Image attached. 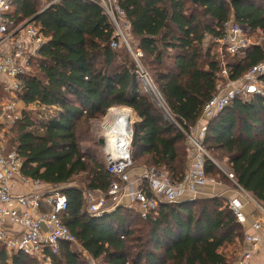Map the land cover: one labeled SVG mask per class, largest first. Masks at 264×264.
<instances>
[{
	"label": "trees",
	"instance_id": "obj_1",
	"mask_svg": "<svg viewBox=\"0 0 264 264\" xmlns=\"http://www.w3.org/2000/svg\"><path fill=\"white\" fill-rule=\"evenodd\" d=\"M13 1L9 20L15 27L32 21L47 42L22 77L26 109L8 133L4 153L17 152L22 176L66 188L63 223L78 244L62 243L49 260L23 254L9 259L0 245V264H229L220 248L241 240L244 229L219 199L160 204L157 215L146 219L126 207L89 216L82 190L107 191L115 178L106 162L82 152L80 142L91 141V123L110 110L130 109L138 119L134 167L142 160L138 169L155 168L182 182L192 160L183 131L199 124L217 96L222 63L229 81L237 82L264 60L260 46L241 57L212 55L211 40L231 20L249 36L264 33V0H118L127 40L133 53L143 55V72L125 45L112 47L115 28L95 0H61L48 9V0ZM206 37L211 46L205 47ZM143 75L171 118L142 90ZM203 146L213 160L226 159L236 183L264 207V97L229 104L208 122ZM204 167L208 178L237 189L209 158ZM81 175L79 187H70Z\"/></svg>",
	"mask_w": 264,
	"mask_h": 264
},
{
	"label": "built area",
	"instance_id": "obj_2",
	"mask_svg": "<svg viewBox=\"0 0 264 264\" xmlns=\"http://www.w3.org/2000/svg\"><path fill=\"white\" fill-rule=\"evenodd\" d=\"M48 1L44 9L58 4L61 0ZM95 2L103 9L115 28L117 40L112 43V47L125 45L139 65V59L143 55L141 52L135 54L132 51L125 34L128 24L122 19L125 11L120 7L118 0H95ZM13 12V0H0V74L5 75L10 82L3 84L2 91L7 96L0 98V117L8 123L11 129L21 119L26 109L22 111L19 107L22 103L20 97L24 91L22 77L30 73L32 58L38 55L39 50L47 42L40 28L30 20L15 27L14 23L9 20ZM220 31L221 35L211 40L213 46L218 47L220 57L224 55L241 57L253 46H260L264 51V39L261 42H252L249 34L233 20L226 22ZM23 33L31 39L30 47L22 45ZM6 44H13L10 52H4ZM222 67V72L218 75L220 79L217 86L218 94L204 108L203 117L208 122L216 118L238 98L248 101L253 97H264V60L237 82L229 81L225 63H222ZM143 78L152 92L156 93L157 90L151 85L147 76L143 75ZM156 97L166 115L169 116L158 92ZM130 112L113 111L111 116L113 120L102 135V139L105 140L102 150L106 169L115 181L107 191L82 190L86 212L89 216L99 219L119 207L130 206L146 219L157 215V208L160 204L195 200L206 194L201 189L208 184H222L206 176L205 158H209L236 185L237 191L245 197V200L252 203L264 218V207L236 183L230 170L223 171L219 163L213 160L205 150L203 142L207 126L200 130L196 127L191 128L189 132L181 129L187 137L192 158L189 170L182 182H174L167 173L155 168L137 170L132 159L134 120ZM22 164L23 161L17 152L5 154L0 145V245L4 247L9 259L23 254L49 260L51 255L59 253L62 243L78 244L75 235L63 223V215L68 211L69 201L63 192L65 188L52 187L22 176ZM16 178H20L23 183L31 184L33 190L24 195L13 194L10 183ZM226 205L240 225L244 226L248 222L240 200L227 199ZM5 221L17 225L23 231L22 236L18 238L7 233L4 229ZM253 227L259 230L261 226L255 224ZM261 240L259 236L253 235L246 238L247 243L254 250ZM83 254L86 255L85 252ZM251 256L249 252L243 254L237 264H250ZM89 263L94 264L95 261L90 259Z\"/></svg>",
	"mask_w": 264,
	"mask_h": 264
},
{
	"label": "crops",
	"instance_id": "obj_3",
	"mask_svg": "<svg viewBox=\"0 0 264 264\" xmlns=\"http://www.w3.org/2000/svg\"><path fill=\"white\" fill-rule=\"evenodd\" d=\"M22 38H23L22 45L30 47L29 45H30L31 39L25 33L22 34ZM12 46L13 44H6V47L4 48V52H10L13 49ZM5 83L9 84L10 83L9 79L5 75L0 74V95H1L0 98H2V94H3V97L7 96L2 91L3 84ZM19 107L22 111L26 108L23 102L19 104ZM110 112H113V110H111ZM137 121L138 119L136 117V122ZM207 125H208L207 119L205 117H202L201 121L196 126V129H199V130L203 129ZM10 130L11 128L8 125V123H6V121H4L0 117V145L4 151H5V147L7 143V136ZM10 187H11L12 193L16 195H24L33 190V187L31 184L23 183L20 178H16L15 180H13L10 183ZM209 188H212V190H215L214 192L217 191L218 193H222V195H228L229 193L226 190V186H224L223 184L221 185L208 184L201 190L206 193L207 192L206 190H209ZM236 195L237 196H230V193H229V196H228L229 198L227 199L240 200L243 203V211L245 215L248 217V222L244 226H242L244 229V235L242 239L236 242L225 244L224 246L220 248V253L228 259L229 264H237L240 258L242 257V255L248 252L252 254L251 259H250V264H264V218L252 203H249L248 201L245 200V198L243 199L237 193ZM255 224L261 226L259 230L254 229L253 226ZM4 229L7 231V233H9L11 236H14V237L20 238L23 234V231L17 225H13L9 221L4 222ZM249 235L259 236L262 239L261 242H259L258 245L256 246L255 250L246 241V238Z\"/></svg>",
	"mask_w": 264,
	"mask_h": 264
},
{
	"label": "rangeland",
	"instance_id": "obj_4",
	"mask_svg": "<svg viewBox=\"0 0 264 264\" xmlns=\"http://www.w3.org/2000/svg\"><path fill=\"white\" fill-rule=\"evenodd\" d=\"M46 4V3H45ZM45 4H43L44 6H46ZM42 5V6H43ZM128 35V34H127ZM129 37V36H128ZM250 38H251V40H252V42H254V43H257V42H261V41H263V39H264V33H260V32H257V33H254V34H252L251 36H250ZM128 40H129V38H128ZM209 40H210V38L209 37H206L205 38V40H204V44H205V47H207V46H211V44H208L209 43ZM212 48V55H214V54H216V53H218V47H215V46H211ZM228 60H230V59H227V61ZM150 81V80H149ZM151 83V82H150ZM151 85H153L152 83H151ZM146 87V88H145ZM155 88V87H154ZM142 90H144V91H148V92H150V93H152V95L154 96V98H155V100H156V102H157V104L160 106V107H162L161 106V103H160V101L158 100V98L156 97V93H154V92H152V90L148 87V85H147V82H146V80L145 79H143V86H142ZM155 90H156V88H155ZM32 109H34V108H32ZM113 111H123V110H125V111H132V110H130V109H124V108H114V109H112ZM36 111V110H35ZM111 111V110H110ZM107 112V114L104 116V117H102V118H100V119H98V120H96V121H94V122H92L91 123V128H90V136H91V141L90 142H86V141H83V140H81V149H82V152L84 153V154H89L92 158H94L95 160H97L98 162H101V163H105V156H104V152H103V150H102V148L100 147V145L98 144V140L99 139H101L102 138V135L104 134V131L106 130V128H107V126L111 123V121L113 120L112 118H111V116H112V112ZM130 114H131V116L133 117V120H134V123L136 122V116L132 113V112H130ZM48 115V114H47ZM168 117H170V116H168ZM171 118V117H170ZM98 144V145H97ZM208 154H209V156L211 157V158H213V156L211 155V153H209L208 152ZM141 162H142V160L141 161H139V162H135V166L137 167V170H140V169H138V167L141 165ZM219 163V165L222 167V170L223 171H227V170H229V168L227 167V161H226V159H223L221 162H218ZM140 168V167H139ZM142 169V168H141ZM222 172V171H221ZM228 172V171H227ZM224 172H222V174H223ZM85 177H86V175H81V176H79V177H76V182H74V183H72L71 185H70V187H79V182H81V181H83L84 179H85ZM214 179L216 180V181H218V182H221L224 186H226V190L230 193V196H237L236 195V193L240 196V197H242L243 199L245 198L242 194H240L230 183H228V182H226V181H224V180H222V178H219V177H214ZM85 190V189H84ZM207 192H206V194L205 195H203V196H201V197H198L197 199H196V201H199V200H201V201H203V200H206V199H219L222 203H224V206H226V203H227V198H229L228 196H229V193H228V195H222V193H218L217 191L216 192H214L215 190H212V188H209V190H206ZM200 202V201H199ZM199 202H197V204L195 205V207H194V209L195 210H199L200 209V207H201V203H199ZM199 203V204H198ZM126 208H128V209H130V210H132V211H134V209L132 208V207H130V206H127ZM76 248L74 249V250H76L77 252H78V246H75ZM78 247V248H77ZM41 264H51L49 261H42V262H40ZM90 264V263H89ZM94 264H104V262H102V261H96Z\"/></svg>",
	"mask_w": 264,
	"mask_h": 264
},
{
	"label": "water",
	"instance_id": "obj_5",
	"mask_svg": "<svg viewBox=\"0 0 264 264\" xmlns=\"http://www.w3.org/2000/svg\"><path fill=\"white\" fill-rule=\"evenodd\" d=\"M194 3H197L198 2V0H192ZM32 22V21H31ZM98 144L100 145V147L101 148H104V146H105V140L104 139H99L98 140Z\"/></svg>",
	"mask_w": 264,
	"mask_h": 264
},
{
	"label": "bare ground",
	"instance_id": "obj_6",
	"mask_svg": "<svg viewBox=\"0 0 264 264\" xmlns=\"http://www.w3.org/2000/svg\"><path fill=\"white\" fill-rule=\"evenodd\" d=\"M120 111V110H119ZM117 112V111H116Z\"/></svg>",
	"mask_w": 264,
	"mask_h": 264
}]
</instances>
